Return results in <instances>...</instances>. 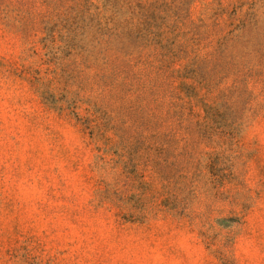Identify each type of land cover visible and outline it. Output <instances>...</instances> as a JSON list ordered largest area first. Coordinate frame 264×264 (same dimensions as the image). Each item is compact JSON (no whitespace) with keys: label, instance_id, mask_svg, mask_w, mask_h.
<instances>
[{"label":"rangeland","instance_id":"obj_1","mask_svg":"<svg viewBox=\"0 0 264 264\" xmlns=\"http://www.w3.org/2000/svg\"><path fill=\"white\" fill-rule=\"evenodd\" d=\"M0 264H264V0H0Z\"/></svg>","mask_w":264,"mask_h":264},{"label":"trees","instance_id":"obj_2","mask_svg":"<svg viewBox=\"0 0 264 264\" xmlns=\"http://www.w3.org/2000/svg\"><path fill=\"white\" fill-rule=\"evenodd\" d=\"M79 18L78 16L77 19L69 20L66 26L69 39L67 47L71 51L79 50L81 53L97 51L105 56L108 52L122 50L118 45L123 43V40L117 41L119 38L122 39V35L127 36V38L133 36L132 29H100V27H98L95 30L93 27L91 28L80 23L78 21ZM134 36L140 37L138 33H135Z\"/></svg>","mask_w":264,"mask_h":264}]
</instances>
